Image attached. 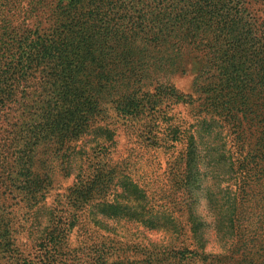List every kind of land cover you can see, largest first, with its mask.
I'll use <instances>...</instances> for the list:
<instances>
[{"label":"trees","instance_id":"obj_1","mask_svg":"<svg viewBox=\"0 0 264 264\" xmlns=\"http://www.w3.org/2000/svg\"><path fill=\"white\" fill-rule=\"evenodd\" d=\"M161 1L62 0L49 39L20 41V67L0 74V106L26 94L28 78L40 75L36 118L24 123L21 138L10 137L11 145L0 148V161L18 164L17 190L35 207L30 238L39 253L63 254L80 223L77 213L68 212L63 223L53 207L46 212L38 206L27 164L41 166V158L55 160L73 178L67 200L97 226L103 218L138 219L146 209L143 190L119 178L117 167L86 171L80 165L87 152L79 141L92 135L93 154L114 142V129L98 125L111 106L126 121L143 116L149 131L162 129L150 140L155 148L175 153L182 145L176 193L190 242L176 254L139 264H264V0H172L160 11ZM184 60L198 64L188 95L165 81ZM178 105L193 111L185 128L170 116ZM227 127L236 152L217 140V130ZM16 140L21 147L15 153ZM231 179L236 189L224 187L219 202L213 182ZM110 195L119 201L110 202ZM157 215L176 221L168 208L153 219ZM211 228L224 240L225 255L206 251ZM53 258L45 255L49 264ZM11 259L6 263L15 264Z\"/></svg>","mask_w":264,"mask_h":264},{"label":"rangeland","instance_id":"obj_2","mask_svg":"<svg viewBox=\"0 0 264 264\" xmlns=\"http://www.w3.org/2000/svg\"><path fill=\"white\" fill-rule=\"evenodd\" d=\"M62 0H0V74L7 66L16 67L20 41L25 39H49L53 29L57 27ZM172 3V0H162L160 11ZM125 31V30H124ZM129 34L126 28L124 32ZM17 67V70L19 69ZM183 67V68H182ZM196 65L192 60H184L180 69H173L165 79L178 92L188 95L192 93ZM39 72L28 78L26 94L21 91L13 96L12 100L4 102L0 106V148L9 144L10 137L22 136L26 124L36 118V96L39 92ZM193 111L188 105L176 106L170 116L180 123L183 128L191 122ZM8 119L9 123H4ZM145 118L140 116L135 121H126L121 115L114 112L111 106L107 109V116L98 125H108L114 129V142H106L102 150L93 154V136H89L77 143L87 152L80 165H84L86 171L97 168L117 167L120 172L118 177L130 178L143 190L147 197L146 209L139 213L140 218L127 221L123 218L102 219L99 226L93 224L87 215L81 217L82 212H77L78 207L67 200L68 190L73 183L72 177H66L58 163L54 160L39 159L41 166L27 164V177L34 182L33 194L36 195L38 206L43 211H49L53 207L54 214L61 222L67 223L68 212L77 213L80 223L71 232L63 254L39 253L36 251L33 240L30 238L31 217L35 210L30 208L26 199L28 196L17 190V179L14 177L19 169L13 160L0 161V261L7 264L6 260L15 264H49L45 255L54 256L53 264H139L156 254H176L189 244L186 229V213L180 208L178 200L179 168L176 162L178 152L182 145H177L176 152L172 153L164 148H155L150 140L160 138L162 129L149 131L148 126H143ZM16 122V126L13 124ZM27 122L26 124H24ZM220 137L217 140L226 142L227 148L236 152V146L232 129L228 127L219 129ZM21 133V134H20ZM17 138V139H18ZM12 143L13 152H17L21 143ZM233 145V149H232ZM106 148V149H105ZM173 155V156H172ZM38 160V159H37ZM227 178V177H226ZM15 183H11L10 180ZM213 194L221 201L222 189L228 187L234 191V180L228 183L213 182ZM98 198V197H97ZM35 201V199H32ZM109 201H119L112 195ZM96 202V201H95ZM94 202V204H95ZM126 203V202H125ZM161 208H168L175 222L160 221L155 213ZM88 209V208H87ZM88 214V213H87ZM80 216V217H79ZM99 218V216H98ZM98 220V219H97ZM174 224L184 231L179 230ZM216 236L215 230H210L209 243L206 247L208 254H226L224 240ZM236 240V239H235ZM238 240V239H237ZM236 240V241H237ZM6 245L8 249H6ZM186 246V247H184ZM170 248L164 251L161 248ZM175 255L167 256L174 259ZM190 258L189 255H187ZM199 264V263H198Z\"/></svg>","mask_w":264,"mask_h":264}]
</instances>
